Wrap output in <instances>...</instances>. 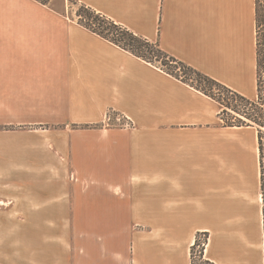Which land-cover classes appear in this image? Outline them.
Listing matches in <instances>:
<instances>
[{
    "label": "crops",
    "instance_id": "0c3cea01",
    "mask_svg": "<svg viewBox=\"0 0 264 264\" xmlns=\"http://www.w3.org/2000/svg\"><path fill=\"white\" fill-rule=\"evenodd\" d=\"M74 1L258 99L257 0ZM68 4L0 0V264H193L205 233V260L250 264L263 237L254 128L224 127L217 102Z\"/></svg>",
    "mask_w": 264,
    "mask_h": 264
},
{
    "label": "trees",
    "instance_id": "16d2710c",
    "mask_svg": "<svg viewBox=\"0 0 264 264\" xmlns=\"http://www.w3.org/2000/svg\"><path fill=\"white\" fill-rule=\"evenodd\" d=\"M35 1L45 6H48L50 2V0ZM71 1L74 4H78L74 0ZM79 6L80 8L78 9L77 17L79 18L78 22L80 25L150 65L156 66V64L159 63L158 68L166 74L211 98L217 102L220 107H223L226 112L229 110L234 112L237 117L227 119L226 121H223L221 113L219 114V118L224 127H252L257 129L259 148V188L261 194L260 198H262L261 205L264 245V132L262 131L264 128V93L262 90L263 83L261 78L259 77L258 99L255 101L247 99L246 97L234 92L228 87L172 57L166 53L158 43H152L147 39L135 35L122 25L117 24L91 8L84 5ZM257 17L258 65L261 75L264 71V3L262 0H257ZM261 29L263 30L262 33ZM233 102H240L243 106H245L246 110L248 108L247 106L255 107V109L262 107L263 110L258 111L255 109H248L249 111L247 110V112L245 109H241L240 111L239 108L232 105ZM198 243L199 239L197 240L196 245H198ZM192 257L194 260V254Z\"/></svg>",
    "mask_w": 264,
    "mask_h": 264
},
{
    "label": "rangeland",
    "instance_id": "374dc122",
    "mask_svg": "<svg viewBox=\"0 0 264 264\" xmlns=\"http://www.w3.org/2000/svg\"><path fill=\"white\" fill-rule=\"evenodd\" d=\"M262 1L264 3V0H262ZM79 8H80V6L78 4H74L71 0H69L68 16H70L73 19H77V21H79V18L77 17V12H78ZM262 32H263V30L261 29V33ZM158 64H156L157 68L159 67ZM259 77L261 78V81L263 83L262 84V90L264 93V71L262 72L261 75H259ZM232 105L234 107L239 108L240 111H241V109H245V106H243L240 102H233ZM247 107H248L247 110L248 109H255V107H250V106H247ZM219 108H220L221 118L223 119V121L237 117L234 112H232L230 110L226 112V110L220 106H219ZM247 110L245 109V111H247ZM255 110L261 111L263 109H262V107H260V108L258 107V109H255ZM249 113H252V112H249ZM125 118L130 121L132 127H130V128L129 127H126V128L123 127V121ZM107 124L111 125L112 127H119L121 129H133V122L129 118L125 117L124 115H119V114L108 115ZM262 131L264 132V128L262 129ZM247 132L251 136L257 137V134H258L257 129L254 128V129L248 130ZM259 194H260V188H259ZM260 200H261V198H260ZM29 226H30L29 228H26V236L27 237L25 239V249H24L25 258L27 261H31V253H32V237H31V231H30L31 225H29ZM262 226H263V223L261 224V227ZM198 239H199V243H198V245H196V243H195L196 246L194 245L195 247H194V250L192 251V255L194 254L193 264H213L212 262H209V261L205 260V258H204L205 257L204 256L205 255V249H206V246H207L208 241H209V235L207 233L200 234V236H198ZM259 241H260V244H258L256 257L251 256V254H250V260H249L250 264H263V255H264V245H263V251H262L263 237L260 238Z\"/></svg>",
    "mask_w": 264,
    "mask_h": 264
},
{
    "label": "built area",
    "instance_id": "2783aa9c",
    "mask_svg": "<svg viewBox=\"0 0 264 264\" xmlns=\"http://www.w3.org/2000/svg\"><path fill=\"white\" fill-rule=\"evenodd\" d=\"M123 127H132V125H131V123H130V121L128 120V119H124V121H123Z\"/></svg>",
    "mask_w": 264,
    "mask_h": 264
},
{
    "label": "bare ground",
    "instance_id": "6f19581e",
    "mask_svg": "<svg viewBox=\"0 0 264 264\" xmlns=\"http://www.w3.org/2000/svg\"><path fill=\"white\" fill-rule=\"evenodd\" d=\"M263 264H264V255H263Z\"/></svg>",
    "mask_w": 264,
    "mask_h": 264
}]
</instances>
